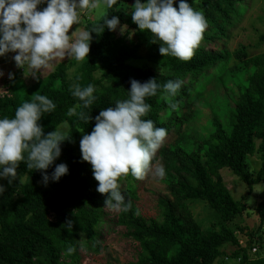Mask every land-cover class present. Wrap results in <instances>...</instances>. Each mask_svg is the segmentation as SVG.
Instances as JSON below:
<instances>
[{
  "label": "trees",
  "instance_id": "trees-1",
  "mask_svg": "<svg viewBox=\"0 0 264 264\" xmlns=\"http://www.w3.org/2000/svg\"><path fill=\"white\" fill-rule=\"evenodd\" d=\"M131 1L135 0H117L112 8L105 6L108 19L118 17L119 25L127 28L120 36L106 26L102 34L92 32L90 53L84 61H60L31 85H26L17 72L7 78L5 94L0 96V119L14 118L16 109L23 102H32L36 94L51 99L56 108L44 113L38 123L47 135L66 122L64 134L70 139L61 143L60 157L46 171L51 177L56 165L65 163L69 172L58 182L50 179L45 186L40 170L21 163L11 185L0 178L6 188L0 195V264H80V248L99 252L106 196L96 191L98 182L91 165L82 161L79 142L91 133L102 109L129 98L132 79L143 83L152 78L161 86L169 80L182 81V85L174 96L161 87L155 96L146 98L151 110L143 119H151L157 127L174 134L153 159L166 172L161 179L165 194L156 196V216L145 218L138 213L133 176L119 181L125 202L131 200L132 208L118 211L115 224L122 226L124 235L138 246L135 259L127 264H217L227 259L231 264H264V253L249 254L252 246L258 250L261 247L259 226L254 231L227 226L241 214L245 204L230 196L219 174V169L228 168L248 192L264 180V51L252 53L240 45L228 52L209 46L226 36L241 10L239 0H198L197 11L203 12L209 26L201 46L187 62L161 56V42L147 30H139L132 21V12L121 16V9ZM101 17L84 20L83 30L92 31L102 24ZM258 40L264 44V34ZM142 47L150 55V65L130 64L128 60L138 58ZM75 64L76 71L69 76L67 71ZM210 82L225 90L220 114H212L202 133L193 132L188 124L191 107ZM76 84L95 87L92 107L77 108V113L91 117L87 123L79 115H67L69 108L82 105L71 92ZM250 156L258 161L254 177L247 168ZM195 201L205 203L216 215L215 228L203 229L195 220L190 210ZM255 210L261 224L264 200L256 204ZM236 231L247 234L249 245L239 244ZM225 245L233 247L229 255L223 250ZM69 248L75 251L69 254Z\"/></svg>",
  "mask_w": 264,
  "mask_h": 264
},
{
  "label": "clouds",
  "instance_id": "clouds-1",
  "mask_svg": "<svg viewBox=\"0 0 264 264\" xmlns=\"http://www.w3.org/2000/svg\"><path fill=\"white\" fill-rule=\"evenodd\" d=\"M43 2L0 0V56L16 53L13 57L16 66L24 69L27 65L33 70V78H38L37 73L48 69L57 58L84 61L90 53L91 33L102 34L105 26L114 31L120 24L118 17L108 19L105 12L101 17L103 23L92 31L76 29L69 35L73 25L81 23L83 12L95 11L102 4L112 8L117 0H47V7L38 10V5ZM174 3L175 0H146L143 3L135 0L131 17L140 31L147 30L161 42V56L170 55L187 62L201 46L209 25L203 12L197 11L186 0H179L178 9ZM126 28L127 25L121 26V32ZM130 84L129 98L118 100L114 107L102 109L95 117L91 133L83 135L79 142L82 161L91 165L93 177L98 182L96 191L106 196L104 207L124 212L132 208V203L131 200L125 202L121 193V178L131 175L142 181L150 173L161 179L166 175L163 165L154 166L152 161L168 133L165 128L157 127L153 120L143 119L151 110L146 98L155 96L161 87L169 96H174L182 81L169 80L161 86L155 78L143 83L132 79ZM71 92L82 105L69 108L67 115H79L87 123L91 117L77 113V108L92 107L96 100L94 85L82 88L76 84ZM55 108L47 96L36 94L32 102H23L16 109L14 118L0 119V178L7 179L9 185L17 179L21 163H26L28 169L40 170L45 186L50 179L58 182L68 174L65 163L56 165L51 177L46 171L60 157L61 143L70 139L59 129L45 135L38 123L44 113H51ZM64 127H67L66 122ZM5 191V186L0 184V195ZM67 224L71 231V220ZM74 251V248L68 249L69 254ZM254 252L249 250L252 255Z\"/></svg>",
  "mask_w": 264,
  "mask_h": 264
},
{
  "label": "rangeland",
  "instance_id": "rangeland-1",
  "mask_svg": "<svg viewBox=\"0 0 264 264\" xmlns=\"http://www.w3.org/2000/svg\"><path fill=\"white\" fill-rule=\"evenodd\" d=\"M191 6L196 10L199 9L198 0H186ZM135 1H131L127 8L121 9L122 17L127 16L133 11L132 5ZM179 0H175L174 6L178 9ZM241 10L239 14L235 17L233 24L227 29L226 36L222 39H218L214 44H210L211 49H223L228 52L236 49L240 45H244L249 52L257 53L264 51V44L258 40L259 36L264 34V0H239L238 2ZM40 10L47 7V0L38 5ZM105 12V5L95 11H85L81 16V23L79 25H73L69 31V35L72 34L76 29L83 30L84 20H97ZM125 31V30H124ZM121 26L118 25L117 29L114 30L115 35L120 36ZM16 53H7L5 56H0V72L3 73L0 76V96L5 94V83L9 74L14 72L20 73L26 85H31L32 83L38 81L40 78L45 76L50 72L54 66L60 61H66L71 57H65L63 59L57 58L52 61L48 69L42 70L37 73L38 78H33L32 69L27 65L23 68L16 66L13 57ZM150 55L147 53L146 47H142L138 52V58L129 59L128 62L134 65H150L149 62ZM76 71V64L68 69V75L71 76ZM225 90L221 85L214 84L213 82L207 83L204 86L201 97L194 102L192 105V118L189 121L190 129L194 132H203V128L206 127L205 123L214 114L219 116L220 102L222 101V93ZM232 106V105H231ZM62 133H64L66 127L64 124H60L58 128ZM174 137L173 133L167 135L164 144L171 142ZM153 165L160 164L159 161H152ZM247 168L249 170L250 176L254 177V173L258 169V161L255 160L253 156L247 157ZM219 174L226 186L230 196L233 199H242L245 204V209L241 214L232 220V222L227 223L230 228H236L239 226H244L248 231H254L258 226V233L262 238L261 247L258 250L256 247L255 255L264 253V221L260 224L258 214L255 210V206L259 201L264 200V180L260 181L252 186L250 192H248L246 185L233 175L228 168L219 169ZM135 193L137 198L135 200V205L137 207L138 213L145 218H154L157 214L156 208V196L164 195L165 188L161 182V178L155 177L150 173L144 180L135 179ZM190 210L196 221H198L203 229L215 228L217 217L215 214H211L205 203L200 201H195L190 204ZM104 217L103 223L100 227L99 235V252L92 253L86 249L80 248L78 253L80 256V264H127L135 259L136 253L138 251V246L136 242L124 235V228L122 226L116 225V214L118 211L111 210L104 207ZM237 239L239 244L243 246L249 245V239L245 232L236 231ZM256 239L257 236H253ZM254 245L257 246V243ZM233 249L230 245H225L223 250L226 255H229L230 251ZM259 251V252H258ZM251 256L252 254L249 253ZM224 262H218L217 264H231L229 259L223 260Z\"/></svg>",
  "mask_w": 264,
  "mask_h": 264
},
{
  "label": "built area",
  "instance_id": "built-area-1",
  "mask_svg": "<svg viewBox=\"0 0 264 264\" xmlns=\"http://www.w3.org/2000/svg\"><path fill=\"white\" fill-rule=\"evenodd\" d=\"M254 251H255V247L252 246V247L250 248V252L252 253V252H254Z\"/></svg>",
  "mask_w": 264,
  "mask_h": 264
}]
</instances>
